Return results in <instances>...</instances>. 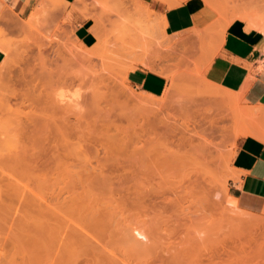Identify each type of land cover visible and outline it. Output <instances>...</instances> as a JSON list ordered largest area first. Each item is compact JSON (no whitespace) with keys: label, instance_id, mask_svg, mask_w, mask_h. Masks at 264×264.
<instances>
[{"label":"rangeland","instance_id":"obj_1","mask_svg":"<svg viewBox=\"0 0 264 264\" xmlns=\"http://www.w3.org/2000/svg\"><path fill=\"white\" fill-rule=\"evenodd\" d=\"M42 1L35 0L29 11L23 9L17 11L14 5L5 4L0 14V33L2 32L0 40H6L8 46L6 45L5 48H9L5 50L0 43L6 53L5 60L0 66V109H4L6 112L0 110V115L2 113L10 114L8 116L10 117L13 114L12 117H14V112H16V115L20 114L18 117L21 116L23 120V118L30 116L29 112L24 117L26 114L24 110L27 112L31 111V108L32 110L38 109L39 111L36 110L38 115L40 111L43 112V107L47 111L45 112L44 109L42 114L48 112L49 115L53 114L48 115L47 119V114L43 116L39 114L41 119L43 117L44 122H41L40 125L44 124L42 129L45 130H42L41 134L40 130L38 136L35 137L36 139L41 137L39 140H43L44 143L40 141L41 144H35L37 152L34 150L35 147H33V151L39 153L40 158H43L41 161L46 159L47 156L63 152L62 147L66 146L64 144L66 142L65 138L69 136L67 150L75 155L76 153L86 155L91 159L94 166L103 155L119 154L120 165L118 161L117 164H109L108 169V165L104 167L100 164L101 167L108 169L105 173L112 178L118 176V174L125 175L124 177L120 176L118 179L119 181L120 178L123 180L133 169L136 172L138 169V174L141 171L143 172L141 173L145 176L140 174V183L135 184L136 186L139 185L141 190L144 191L143 199L146 200V207L143 208L145 211L141 209V214L148 213V216H143L145 219L143 227L148 237L141 240L144 246L139 245L141 241H138L137 244L141 251H137V253H142V256L135 253L132 257L135 263L162 264L164 262L167 264L170 262L167 249L170 246H182L185 236L187 238L195 234L196 236H209V242L218 247L219 254L215 258L216 261H221L220 257H223V264L227 260L230 262L227 261L226 264L232 261L235 264L236 258H238V262H236L240 263L239 261L243 262L245 258L248 259L253 254L251 262L256 264L258 258L255 257V254L257 251H264V226L262 224L264 223V213L256 215V217L258 216V223L254 225L259 226V228L252 227V223H249L250 226L248 221H245L248 227L245 224V227H242L243 225H240V223L236 225L237 223L235 224L233 221L232 223L235 225L229 223V220H227L229 216L227 217V215H230V218L232 216L239 218L248 216V214H244L243 211L234 206V201L228 193V182L234 176V155L241 138L237 137V133L242 129L240 125L243 123L244 126L241 125L243 128L252 126L251 123L247 125L245 123L249 120L250 122L253 121L256 117L248 116L247 112L250 109L260 108V104L264 105V99L253 100L248 97L247 93L244 98H240L238 96L239 91L237 94V92L223 88L221 85L209 80L204 68V55L208 46L201 45L200 42L197 44L195 38L203 41L209 36L214 37L219 30L225 32L226 27L224 26L227 24L219 29V23L222 24L223 22L222 18L230 19L231 16L237 15L248 5L250 9L247 7L245 13L250 11L249 14L251 15L253 11H257L256 13H259V16L263 15L264 0H239L240 2L237 1L239 6L235 8H233L232 0L229 4L226 3L228 0H204L205 3L212 5L219 14L215 24V27L218 28L209 29L202 33L192 31L181 37L178 35H163L160 30L161 22H156L153 19L143 0H119L117 7L102 5L98 0H74L73 3L57 0L59 2L56 3L54 9L46 8ZM182 1L186 0H167L165 3L168 6H173ZM259 4L263 6L256 7ZM223 5L228 6L224 7ZM257 14L255 15L257 16ZM261 18L264 19L263 16ZM85 20L90 34L86 38L80 39L77 35V27L80 22ZM142 63L145 67L167 76L168 84L163 93L158 95L148 93L131 82L130 72ZM34 74H39L36 77L39 76L42 82L37 78V81L33 80L32 76ZM64 78L68 80L63 81ZM30 80H33L32 83ZM33 82L36 83V86L33 85ZM27 95L33 97L32 99L29 96L27 97L32 101L25 102L27 98L24 97ZM34 96H37V101ZM6 99L10 100L6 101ZM4 101L9 102L12 106L7 105ZM40 103L41 105H39ZM26 105H29V108ZM7 106L11 109L14 108V112L12 113ZM96 106L99 108L97 107V109ZM25 107L27 108L25 109ZM33 107L36 109H33ZM94 107L96 110L93 111ZM6 108L8 109L6 110ZM241 109L244 111L248 109L245 115L242 116L244 118L248 117L247 121L244 118L240 119L241 115H238V113ZM104 110L110 111L109 114L106 115L108 112L105 113ZM16 115L14 119H17ZM35 116L36 113L33 115L32 112V117H38V120L39 116ZM3 117L6 120L9 119L6 116ZM29 118L30 123H26L27 125H30L32 121V118ZM48 119L49 121H47ZM2 120L5 122L3 118ZM3 121L0 118V122L3 123ZM63 129L64 131H62ZM59 136H62V138L60 139ZM12 139L15 140L14 137ZM15 141L17 142V140ZM119 141H122V144ZM102 144L106 146L105 149ZM10 145L12 146V144ZM119 147L123 149L120 148L119 150ZM43 154H46L45 157ZM167 155L172 156L170 158H174V162L171 161L162 168L167 172H164V185L165 180H169V176L176 175L172 177L174 180L170 178L172 181L166 183L170 187L165 185L166 187L162 188L164 192L160 189L164 193L163 195L168 198L165 204L167 206L164 207L163 202L165 200L162 202L156 194L159 184L158 179H161V177L155 171L153 172V169H157L155 159ZM122 156H132V160L135 156L139 157V162L137 159L132 161L139 168H134L133 165V169H128L132 166L130 165L132 162H127L130 165L128 166L124 162L125 157ZM200 158L210 160L212 163L210 168L214 169V175L210 176L202 170L201 166L198 167L197 159ZM126 161H131V159L127 158ZM116 165H119V167ZM123 165L124 167L121 168ZM39 168L37 170H35L36 167L33 169L36 172L27 171L29 174L26 175L30 177L29 183L26 180L29 177L25 176L24 172L22 174L18 173L23 183L20 181V184L14 185L15 188L10 185V188L8 187L9 189L5 190L7 195L4 194L6 196L4 198L7 203L3 207L5 211L3 210L4 215H2L4 216L2 221L4 232L0 229V264L41 263L36 235L40 218L38 217L40 206L36 203H39L40 194L51 200L52 192L51 186L48 185L47 187L45 182L46 187H44V185L42 186L43 183L39 184L38 181L40 180H37V178H49L51 169H48V171ZM170 168H174L172 170H175V172L177 170V172L174 173ZM41 170L43 171L41 172ZM156 171L158 172V170ZM85 172V169L82 168L81 173L84 174ZM113 173L116 175L114 174V176ZM153 174L157 175L156 179ZM118 180L116 181L118 182V185L116 183L117 190H114L113 193L117 197L120 196L119 198L124 194L125 196L123 195L122 198H125L126 202L129 203L128 207L132 208L129 200H132L137 188L131 180L129 182L124 179L125 181L123 180L124 182L121 184ZM156 181L157 183H155ZM127 182L130 184H128L129 187L126 185ZM26 183L29 185L27 186ZM174 184L176 187L179 185V187L176 188ZM171 186L173 187L171 188ZM124 187L131 190L126 189L127 192L129 191L127 193ZM173 188L176 189L175 192ZM168 189L171 190L167 192ZM24 192L29 193L30 196L27 197L28 194ZM118 192L121 194L119 195ZM35 193H39L38 196ZM175 193H177V196ZM17 194H19L20 200H17ZM178 195L180 202L177 199ZM169 200H172V204L171 202L169 204ZM174 203H177L176 206ZM22 206L25 208L22 209ZM132 212L135 213L136 211L133 210ZM34 215L37 216V219ZM178 215L181 217L183 225L189 222L191 224L194 221L197 232L194 227L190 228V233L187 229L188 225L183 226L180 222L181 225L177 224L176 217ZM23 216L27 218L25 219ZM33 221H36L37 224ZM33 224L36 226H33ZM186 232L188 236L184 235ZM147 248L150 250H147ZM49 252L47 255L48 261L51 255L50 249ZM245 255L247 256L245 257ZM141 257L146 261H142ZM239 257L245 258L241 260ZM38 259H40V263L37 261Z\"/></svg>","mask_w":264,"mask_h":264},{"label":"bare ground","instance_id":"obj_2","mask_svg":"<svg viewBox=\"0 0 264 264\" xmlns=\"http://www.w3.org/2000/svg\"><path fill=\"white\" fill-rule=\"evenodd\" d=\"M98 1L102 5L109 6V7H117L119 5V0H98ZM162 1H167V0H162ZM237 1H239V0H232V3H233L232 5H234L233 8L239 6V4L237 3ZM259 1H262V0H259ZM58 2L59 1H57V0H43L42 1L43 5L46 8H48V9H54L55 6H56V3H58ZM226 3L229 4L230 3V0H228V2H226ZM243 3L245 4V2H243ZM254 4H256V3H254ZM261 4H259L260 6L259 5H257V6L255 5V6L258 7V8H260V7L263 6V5L261 6ZM227 6L228 5H225L224 7H227ZM242 6L245 8L244 5H242ZM60 7H62V6H60ZM252 7H254V6H252ZM262 8H264V6ZM245 9H243L244 12L243 11H240L237 15L235 14L234 16H231L230 19H226V18L223 17L222 18L223 19L222 24L220 22V29L222 28L221 26H223L224 24H227L226 26H224V27H227L229 25V23H231L234 19H241V20H243V21L246 22L247 27H248V30H250V29H257V30L261 31L264 34V19L261 18L262 16L264 17V13H262L263 15H260L259 16V13L258 14L256 13L257 11L254 12L252 10L253 12L252 11L251 12L253 14L254 13L257 14V16L255 14L254 15L253 14L250 15L249 14L250 11L247 10V11H249V13L248 12L245 13ZM248 9H250V8L248 7ZM38 17H39V15H38ZM34 20H36V19H34ZM29 30H30V28H29ZM1 34H2V32L0 33V35ZM0 39H1V37H0ZM6 42H7L6 40L5 41L4 40L3 41L0 40V43L3 45V47H4L5 50H7V48H8V47L5 48V46L7 45ZM132 68H133V66H132ZM37 75H39V74H37ZM37 75L34 74V76H32L34 78L33 80H36V78L37 79L40 78L39 76L36 77ZM33 80H30V82L32 83ZM40 80L41 79H39V81ZM65 80H68V79L67 78H64L63 81H65ZM39 81H38V84H39ZM40 82H42V81H40ZM13 83H15V82H13ZM35 84L36 83L33 82V85H35ZM37 86H39V85H37ZM26 90H28V89H26ZM242 90L239 91V95L238 96L240 98H244V96L242 94L244 91H242ZM12 94L14 95V93H12ZM237 94H238V92H237ZM22 95H23V93H22ZM24 95H26V94L24 93ZM28 96L31 97V99L33 98L31 95H27L24 98L26 99ZM142 96H144V95H142ZM149 96H151V95L149 94ZM36 97L34 96L35 100H36ZM31 99H28L27 98V101H25L24 99L23 100L25 102H28V100L30 101ZM7 100H10V99H6V101ZM143 100H144V97H143ZM143 100H141V101H143ZM149 100H147V101H149ZM6 101H4V102L8 105L9 102L7 103ZM41 101H42V99H41ZM45 102H46V100H45ZM21 104H22V102H21ZM32 104H33V102H32ZM39 105H41V103ZM260 105H261L260 108H257V109H254V110H251V109L250 110L246 109L245 111L243 109L239 110L238 115H241L240 116L241 117L240 119H243L244 118L242 116L245 115V112L247 110H248V112H247L248 116H250V117L251 116H253V117L255 116L256 119H254L251 122L249 120V122L245 123L246 125L248 123L249 124L251 123V125H252V126H249V127L247 126L245 128L241 127V125L244 126V124L241 123L243 121L242 120H241V122L239 121L241 123L240 128H242V129L237 133V137L245 135V136H251V137L259 138V139H261V140L264 141V105H262V104H260ZM9 106H12V105L9 104ZM26 106L28 107L29 105H26ZM27 107H25V109ZM97 107L98 106H96V108ZM8 108H10V107H8ZM8 108H6V110ZM30 108H31V106H30ZM41 108H42V106H41ZM96 108L93 109V111L96 110ZM13 109H11L12 113L14 112ZM33 109H36V108L33 107ZM44 109L45 108L43 107V109H42L43 112H44ZM3 110L4 109H2L1 111L3 112ZM30 110L33 112V115L36 113V116L35 117L39 116V119L38 120H37L38 117L37 118H33L32 117V112L31 111H27L26 112L25 110H24V112L26 114L24 115V117L27 114H29V112H30V114H29L30 116L26 117L25 118L26 120L23 118V120L28 121V122H25V121L23 122L22 117L21 116H20L21 118L18 117L20 114L19 115H16L17 114L16 112H14V117L16 115L17 119H14V117H12L13 114H11L12 116H10L11 119H13V120H11L10 117H8L10 114L8 115V114L2 113L0 115L1 116L0 117L1 118V121H3L2 118L5 120V122L3 121V123L0 122V126L3 125L0 128V211H1L0 212V215H1L0 216V229L3 230V228H4L3 227L4 226V223L2 222L4 220L3 219L4 216H2V215H4L3 210L5 209L3 207H5L4 205H6L5 203H7V202H5V201H7L5 199L6 196L4 195L7 192L5 190H8L10 188L9 187L10 185H13L14 186V185L20 184V181H21L20 177L21 176L19 177L18 176L19 175L18 173H21L22 174L24 172L25 173V176H28L29 177V175H26V174H29L28 172H30V170L31 171H35L39 167L41 169H45V170L51 169V174H50L51 177L49 176V178L46 177V178H42V179H38L37 178V180H40L41 181V182L38 181L39 184L40 183H43L42 186L44 185V187H46L45 186V182L47 184V187H48V185L51 186V192H52L51 195H52V198H53V199L51 198V200H48L47 198L44 197V195L40 194V197L38 198V202L39 203H36V204H38L40 206V211L38 210L39 211V216L38 217H40V218H39L38 224L36 223L37 220L36 221H33V222L38 225V227L36 228L37 231L36 230L35 231H36L37 240H38L37 243L39 244V250L38 251H39L40 257H41V260L38 259L37 261L39 262V260H40V262H41V263L39 262L40 264H138V263H135L132 260V257H134L133 255L135 253H137V251H139V252L141 251V250H139V245L140 244L143 245L142 244L143 242L141 240L147 239V237H148L147 236L148 234H146L147 232H146V230L143 227V222H145V219H144L143 216L144 215H145V217H146V215L148 216V213L145 212V214H141V212H142L141 209H143L144 207H146L145 206V201L146 200L144 201V199H143L144 191L141 190V188H140L139 185L136 186L137 183H140L139 182V180H140L139 179V175L140 174L141 175H144V174H142L143 173L142 171H141L142 173L140 172V174H138L137 172L139 170L137 169V172H136L133 169V165H134V168L137 167V166H135L136 163H133L132 162L134 159H137V161L139 162V160H138L139 157L137 158V156H135L136 158L134 157V159L132 160V158H131L132 156H122L123 158L125 157V161L124 162H126V163L127 162L128 163L129 162H132V163H130V165H132V166L128 165V163H127V165L130 166V167H128V169H133V170H130V174H127L126 175V178H124V179L126 181H129V182L133 181L134 184L136 183L135 186L137 188L135 190L134 189L135 186L133 187V189L135 190V193H134V196H133L132 200H129V201H131L130 203H131V206H132V208H129L128 207L129 203L126 202L127 200L125 198L124 199L122 198V196L124 194L121 196V198H119L120 196L117 197V195L115 196V194L113 193L114 190H117L116 189V183L118 185V182H116V181L119 179L120 176L122 177L123 175H119L118 174V176H117L115 173H113V175L115 174L116 177H114L115 176L114 175L113 176L114 178H112L111 176L106 175V173H105L109 169L108 168L109 167V164H115V163L117 164V162L119 161V159H118V155L119 154H117V155L114 154V153L109 154V155L106 154V155H103L102 158H99L98 159L99 161L97 160L98 163H99V165L102 164L104 167H106V165H108L107 166L108 169L107 168L106 169L103 168V166L101 167V165L99 166L98 163L96 164V166H94L93 163H92V161H91V159L89 157H87L86 155H81L80 153L79 154L76 153V155H75V154L69 152V150H67L68 147H69L68 146V142H67V139L69 141V138H68L69 136H68L66 138L64 137L65 140H66V142L64 144H66V146L63 145V146H65V147H62L64 149L63 152H61V153H55L54 155L47 156V157H45L46 154L45 155L43 154L46 159H44L43 161H41L43 158L41 159L39 153H36L37 152L36 145H37V143L39 144L40 141L42 142L43 140H39V139H41V137L40 138L37 137V139H38L37 140L35 136L36 135L38 136V132L40 130H41L40 131V134H41V132H43L45 130L44 128L42 129V126H44V124L40 125L41 122L44 123L43 120H42L43 117L41 119V116L39 115V114H42L43 112L40 111V113L37 115L38 112H36V110L39 111L38 109L32 110V108H31ZM1 111H0V113H1ZM46 111L47 110L45 109V112ZM66 111H68V110H66ZM104 111H105V113L108 112V113H106V115H108L109 112H110L108 110L107 111L104 110ZM9 112H7V113H9ZM24 112H23V114H24ZM21 113H22V111H21ZM102 113H104V112H102ZM23 114H21V115H23ZM46 114H42V116L43 115H46V119H47V116L49 115V112L46 113ZM65 114H66V112H65ZM51 115H53V114H51ZM51 115H49V116H51ZM99 115H102V114H99ZM3 116L8 117L9 119L6 120V118L3 117ZM29 117L32 118L31 119L32 121H31V124L30 125H27L28 123H30V118ZM247 118L248 117H245L244 119L247 121L248 120ZM94 119H96V118H94ZM47 121H49V119ZM4 124H6V125L8 124V127L6 128V125L4 127ZM62 131H64V129ZM65 135L67 136V134H65ZM39 136H42V135H39ZM13 137H14L15 140H17V142L12 139ZM45 138H46V136H45ZM61 138H62V136L60 137V139ZM9 139H10V141L13 140L12 142H14V143L10 142ZM123 141H124V139H123ZM15 142H16V144H15ZM101 142H103V141H101ZM43 143H44V141H43ZM120 143L122 144V141ZM10 144H12V146ZM102 145H104V144H102ZM123 146H125V144H123ZM33 147H35L34 150L36 152L33 151ZM105 147L106 146L104 145V149H105ZM122 147H119L118 149L119 150H120V148L123 149ZM113 149H115V148L113 147ZM70 151H72V150H70ZM74 153H75V151H74ZM167 156L166 157H161V158L160 157H158V158L154 157V158H156L155 159V163H156V168L157 169H155V170L153 169V172L155 171V173H158L159 176L162 179V180L161 179H158L159 180L158 181L159 184H158V189L156 188L157 189L156 190V194L158 195L157 198L159 200H162V202L165 200V202H163L164 207L167 206L165 204H166V199H168V198L163 195L164 194L163 193L164 191H163L162 188H165L168 185L166 183L168 181L171 182L172 179H173L172 177H174L176 175L175 174L174 176H171V177L169 176V178H168L169 180L168 181L165 180L166 181L165 182V185L166 186L164 185V177H165L164 176V172L165 173H167V172L165 170H163L162 168L164 167L165 164H167V163L169 164L171 161L174 162L173 161L174 158H170L172 156H168L169 158ZM48 157H51V158H48ZM127 158L128 159H131V161H126ZM197 160H198L197 161V164H199L198 167L201 166L202 170L205 171L206 174H209L210 176H212V174L213 175L215 174L214 171H213L214 169L212 170L210 168V166L212 164L210 162V160L207 161L206 159L204 160V158L203 159L200 158V159H197ZM153 161H154V159H153ZM120 164H121V162L119 163V165ZM119 165H116V166L119 167ZM35 167H36V169H35ZM122 167H124V165L121 166V168ZM78 168H80V170H78ZM82 168H84L85 171H86L84 174L81 173L82 172ZM137 168H139V167H137ZM33 169H35V170H33ZM125 169H126V166H125ZM170 169L172 170L174 168H170ZM156 170H158V172ZM42 171L43 170H41V172ZM173 172L176 173L177 170H176V172H175V170ZM124 173H122V174H124ZM31 174H33V173H31ZM45 175L47 176L46 173H45ZM153 175H154L153 177L156 179L157 178V175L156 174H153ZM116 178H117V180H116ZM170 178H172V179H170ZM29 179H30V177L26 179L28 181V183H29ZM123 180H121V178H120V181L118 180L119 181V184H121V183H123L125 181V180L124 181ZM175 182H176V180H175ZM21 183H23V181H21ZM31 183H32V181L30 182V184ZM155 183H157V181ZM172 183H170V184L173 185ZM36 184H38V183H36ZM128 184L129 183L127 182L126 185L128 186ZM175 184H174V186H175ZM26 185H27V183H26ZM122 185H124V184H122ZM153 185H154V183H153ZM131 186H133V185H131ZM168 186L170 187V185H168ZM125 187H124V190L129 189V188H125ZM155 187H157V186L155 185ZM172 187L173 186H171V188ZM177 187H179V185H177ZM13 188H15V186ZM119 188L121 189V187H119ZM122 188H123V186H122ZM146 188L144 189L145 191H146ZM26 189H28V188H26ZM160 189H162L163 192ZM121 190H123V189H121ZM129 190H131V189H129ZM169 190H171V189H168L167 192H169ZM174 190H176V189L173 188V191ZM25 192H27V190H25ZM41 192L43 193L44 191L42 190ZM120 192H118L119 195L121 194ZM126 192H127V190H126ZM47 193H46V196H47ZM130 193H131V191H130ZM177 193H175L176 196H177ZM25 194H28L27 197L30 196L29 193H25ZM38 194L35 193V195H37V196H38ZM18 195L19 194H17L16 198H18L17 200H20L19 199L20 196H18ZM35 195H34V197H35ZM4 196H5V198H4ZM7 197H9V196H7ZM23 197H25V195H23ZM35 198H34V200H35ZM179 198L180 197L178 195L177 199H179ZM232 199L234 201V206L236 208H238L239 210L243 211L244 214H248V216H243V217H239L238 218L236 216L237 215L236 214L235 215L236 217H233L231 215L232 217L230 218V215H227V217L229 216L228 217L229 219H227V220H229V223H232V221L235 222V224L237 223L236 225H238L240 223V225L241 224L243 225L242 227H245V226L248 227V224L249 223H252L251 224L252 227L253 226H256L254 224H257L258 223V218H257L258 216L256 217V215H258V214L252 213L250 211H246L244 209L239 208L238 207V203L236 204V202H235L236 199H234L233 197H232ZM172 200L171 201L169 200V204H170V202L172 204ZM47 201H49V202H47ZM32 202L34 203V201H32ZM175 202H177L178 204H180L179 203L180 202V199H179V202L178 201H175ZM19 203L20 202L18 201V204ZM21 203H22V201H21ZM160 203H159V205H160ZM148 204H149V201H148ZM176 204H175V206H176ZM22 205H23V203H22ZM149 205H148V207H149ZM173 205H170V206H173ZM25 206H27V205H25ZM152 206H155V205H152ZM160 206H162V205H160ZM24 208L22 206V209H24ZM183 208L185 209V207H183ZM33 209H34V207H33ZM133 210H135L136 212L133 213L132 212ZM27 212H28V210H27ZM48 213H50V214H48ZM162 213H163V210H162ZM23 217L25 219L27 218L25 216H23ZM36 217L37 216H35V218ZM194 220H195V218H194ZM252 220H254L255 222L254 221L252 222ZM176 221L178 222L177 224L181 225L180 223H182V225H183L182 219H181V217L179 215L176 217ZM245 221H248V224H246L247 222L245 223ZM192 222H191L192 225L190 224V222L188 224L185 222L186 224H184V225L185 226L188 225L187 226L188 227L187 229H189V231H190V228H193L194 227L195 231L197 232V230H196L197 228L195 227L194 221H192ZM35 224H33V226H36ZM235 224H233V225H235ZM244 224H245V226H244ZM262 224L264 226V223H262ZM257 228H259V226ZM3 232H4V230H3ZM0 233H1V231H0ZM186 233L184 235H187L188 236V233L187 234ZM190 233H191V231H190ZM201 234H202V232H201ZM191 235H193V234H191ZM135 240H136V243H135ZM139 240L141 241V243L139 242V245H138L137 243H138ZM182 243H183L182 246H172V247L170 246L167 249L168 250V254H169L168 257L170 259V262L167 263V264H223V262H224L223 261V257H220L221 258V261H216L215 260L216 256H218V254H219V249H218L217 246L215 247L213 243L209 242V236H203V235L196 236L195 234H194V236L187 237V238L185 236V238H184V240H183ZM146 245H148V244H146ZM262 247H263V245H262ZM49 249L51 251V255H50V258H49L50 260L48 261L47 255H48ZM260 249H261V247H260ZM147 250H150V249L147 248ZM220 252L222 253V251H220ZM150 253H151V251H150ZM137 254L135 255L136 257H137ZM141 254L142 253H139V256ZM146 254H148V252H146ZM146 254H144V255H146ZM158 254H159V252H158ZM156 255H157V253H156ZM238 256H240V255H238ZM246 256L247 255H245V257ZM251 256L253 257L254 255L252 254ZM251 256H250L251 259L250 258L247 259L245 257H244L245 258L244 259L243 257L242 258L239 257L241 260H243V259L246 260V261L243 260V262L242 261H239L240 263H237L238 262L237 261L238 258L235 259V257H234L235 264H253L251 262L253 260V258ZM146 257H147V255H146ZM255 257L258 258L256 264H264V251H262V252L261 251H257V253L255 254ZM148 258H149V256H148ZM148 258H147V260H148ZM226 258H224V259H226ZM234 259H232V260H234ZM142 261H146V260H144L142 258ZM226 262H225V264H226ZM228 262H230V261H228ZM233 262L234 261H232L231 263L233 264ZM231 263H229V264H231ZM140 264H142V263H140ZM162 264H166V263L163 262Z\"/></svg>","mask_w":264,"mask_h":264},{"label":"crops","instance_id":"obj_3","mask_svg":"<svg viewBox=\"0 0 264 264\" xmlns=\"http://www.w3.org/2000/svg\"><path fill=\"white\" fill-rule=\"evenodd\" d=\"M143 2L153 19L161 22L160 30L165 36L181 37L192 31L202 33L218 28L215 27L218 12L204 0H186L173 6L162 0ZM34 3L35 0H0V14L5 4L14 5L17 11H29ZM89 34L87 21L80 22L78 37L84 39ZM195 40L197 44L208 46L204 68L209 80L235 92L243 89V96L247 93L253 100L264 99V34L261 31L248 30L245 21L234 19L225 32L220 30L214 37ZM5 57L6 53L0 46V66ZM130 78L143 91L156 95L163 93L168 84L166 75L143 64H138L130 72ZM239 137L234 155V176L229 179L228 193L238 199L235 202L239 208L256 214L264 213V141L245 135Z\"/></svg>","mask_w":264,"mask_h":264}]
</instances>
